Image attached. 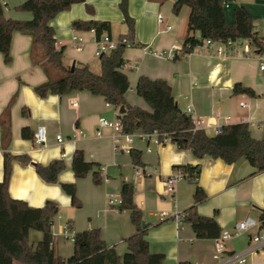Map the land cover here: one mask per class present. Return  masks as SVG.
I'll return each instance as SVG.
<instances>
[{"label": "crops", "instance_id": "1", "mask_svg": "<svg viewBox=\"0 0 264 264\" xmlns=\"http://www.w3.org/2000/svg\"><path fill=\"white\" fill-rule=\"evenodd\" d=\"M22 1L4 0V16L30 19V12L15 9ZM222 1L227 23L233 22V9L242 5L251 14L253 29L264 37V0ZM173 2L128 0V14L134 20L131 40L135 45L124 47L123 52L121 70L130 82L124 95L126 100L149 110L145 100L134 91L136 80L139 75L161 78L170 85L179 108L184 112L190 108L189 113L202 120L201 129L208 135L218 133L222 125L246 122L252 135L264 140V70L259 69L257 54L242 40L229 54L218 55L214 49L204 46L188 54L179 52L171 59L160 56L158 53H167L174 47L181 49L187 34L189 7L182 6L178 13H174ZM119 3L120 0H84L55 14L50 25L56 45L63 47L65 66L79 62L94 73L100 72L99 56L95 55V41L98 39L95 31L76 29L72 21H109V32L101 36L108 34L113 39H120L128 26ZM88 6L91 10L87 9ZM157 14L163 16V23L157 21ZM11 35L7 63L0 52V181L4 171L3 153L7 150L19 156L11 160L9 196L34 207L44 206L47 200L58 206L51 231L52 245L59 256L68 257L74 249L72 240L62 235L64 225L73 233L98 228L105 245L113 247L118 256L127 251L125 240L136 232L130 213L127 209L119 210L118 203L108 204L109 195L118 198L122 183L127 181L134 185V202L143 213L146 224L142 228L146 229L149 249L164 254L162 264L181 261L217 264L234 255L244 257L239 264H264V246L255 250L251 248L255 244L252 237L258 233L264 235L261 222L239 236L226 239L225 249L217 260L213 256L216 249L214 238H196L187 223L178 229L171 217L175 209L182 212L195 205L200 215L214 216L222 230L233 229L236 222L247 216L258 221L264 207V171H256L244 158L234 163L208 156L199 159L170 141L155 145L149 139L128 142L119 137L115 144L128 150H116L109 127L102 128L100 136L95 130L100 116L113 118L120 108L109 104L102 96L84 90L61 96L48 93L40 97L35 87L48 79L41 66L44 63L42 51L32 47L31 35L18 31ZM246 47L248 53H245ZM57 75L58 71H50L51 78ZM238 82L251 88L254 97L245 93L234 94L233 87ZM242 102L244 105L240 104ZM42 125L47 144L37 145L33 142V132ZM22 129L32 137H23ZM58 133L62 134L63 140L56 143ZM132 148L141 152V166L147 171L137 179L132 176L141 166L132 164L129 154ZM76 149L83 151L86 162L97 164L83 177H75L72 169ZM59 159L65 166L57 176V183L42 180L35 165L43 166ZM185 164L201 166L198 185L206 195L203 201L195 202V184L187 178L176 184L174 196L165 192L163 178L171 175L175 166ZM99 168L102 182L97 185L92 181V173ZM62 183L75 184L80 207L72 206ZM160 210L169 212V217L161 219ZM28 232L31 245L42 238V232L34 229ZM231 262L233 260L227 264ZM16 263L22 264L13 262Z\"/></svg>", "mask_w": 264, "mask_h": 264}, {"label": "trees", "instance_id": "2", "mask_svg": "<svg viewBox=\"0 0 264 264\" xmlns=\"http://www.w3.org/2000/svg\"><path fill=\"white\" fill-rule=\"evenodd\" d=\"M84 0H23L15 7L18 11H28L31 18L19 20L4 16V5L0 2V52L4 61L10 59V43L12 32L18 31L32 36V47L42 51L44 63L41 65L48 79L35 87V92L41 97L48 93L67 95L74 91L84 90L92 95H99L106 102L122 107L118 113L122 131L146 132L158 131L159 138L166 135L169 141L180 149L191 152L196 158H219L226 163H234L240 158L246 159L256 171H264V140L254 137L246 122L222 125L215 135H208L203 129L194 127L190 113L182 111L171 93L167 81L161 78L150 79L139 75L134 87L137 96L145 100L149 110L130 104L125 98V92L130 88L127 75L123 72V44H118L108 53L99 56L100 72L94 73L85 64L75 62L71 66L63 64L64 51L56 45L55 34L50 25L56 13L68 9L72 3ZM188 6L187 34L181 45V54H188L202 43L205 38L213 42L239 38L248 41V46L254 53L264 54V37L253 29V20L248 10L242 6L233 9V22L227 23L222 0H174L172 11L178 13L182 6ZM120 11L128 26L122 36L133 38L134 20L128 14V0H120ZM91 10L90 7H87ZM76 29H93L99 38L110 29L109 21L73 20ZM198 34V36L196 35ZM58 71L56 78H51L50 71ZM233 93H245L254 97L251 88L239 83L233 87ZM23 137H32L26 129L21 130ZM132 164L143 165L141 152L130 149ZM19 158L7 150L3 153V178L0 181V264H162L163 253H153L149 249L145 237L146 229L142 228L143 213L134 202V185L123 182L119 191V210H128L131 223L136 232L125 240L127 251L120 257L113 247L108 248L103 242L98 228L85 229L74 233L72 238L73 252L68 257L57 254L52 245L53 234L51 226L58 211L55 202L47 200L42 207L30 206L21 199L10 197L8 181L11 172V160ZM72 169L75 177L85 176L96 163L86 162L83 151L76 149L72 159ZM63 161L53 160L47 165H35L38 176L49 183H57V176L64 168ZM187 174V179L195 184L194 200L203 201L206 195L198 185L200 164L177 165ZM92 181L101 184L100 168L92 173ZM63 190L71 198L75 208L80 207L76 196L74 183H62ZM260 226L264 227V207L261 209ZM183 221L193 229L196 238L209 239L217 237L222 229L214 216H203L195 210V205L182 211ZM42 232V238L31 245L29 230ZM178 264H190L181 261Z\"/></svg>", "mask_w": 264, "mask_h": 264}, {"label": "built area", "instance_id": "3", "mask_svg": "<svg viewBox=\"0 0 264 264\" xmlns=\"http://www.w3.org/2000/svg\"><path fill=\"white\" fill-rule=\"evenodd\" d=\"M0 2L5 5L4 0H0ZM163 16L160 14H157V21L159 23H163ZM166 29L169 30L170 26L167 25ZM123 44V47H132L134 46V42L129 39L126 36H122V38L120 39H113L111 36H109L108 34H105L103 36H101L100 38L96 39L95 41V55L96 56H100L101 54H106L109 51H111L112 49H114L118 44ZM246 43L248 44V41H246ZM213 45H215V47H212ZM237 45H239L237 42H233L231 40H227V41H219V42H213L211 39L209 38H205L202 43L198 46H196L194 48V50H200L201 48H203L204 46L209 47L211 49H214L215 52L220 55V54H229L230 50L234 51L235 47H237ZM228 48V49H227ZM181 52L180 48H176L174 47V49H171V51L167 52V53H158L160 56H164L167 57L169 59L173 58L177 53ZM248 47H246L245 49V53H248ZM258 56V62H259V69L260 70H264V54L263 53H259L257 54ZM241 105H244V103H240ZM190 108L187 109V113H189ZM118 114V113H117ZM116 114V116H114L113 118H106L104 116H100L98 119V123H97V128L95 130L96 135L100 136L102 135L101 129L102 128H107L109 127L112 131V138L114 140V148L116 150H128L127 147H119L117 144H115L118 140L119 137H123L125 138L126 141L130 142L132 141L135 137L138 138H144V139H149V141H152L155 145H161L164 144L166 142L169 141V138L166 135H163L161 138H159V133L158 131H153L151 133H146V132H125L122 131L121 128V124L118 118V115ZM193 123H194V127L201 129V124H202V120L193 117ZM78 132L80 134H82V132L80 130H78ZM219 132V130H218ZM34 135H33V142L37 145H45L47 144V136L45 133V128L44 126H38L35 130H34ZM63 140V136L62 134L58 133L55 136V141L56 143H59ZM147 171L144 167H138L136 169V171L134 172L132 178L133 179H137V178H141L143 174H145ZM187 174L184 173L182 171V169L180 168H176L174 169V172L163 178V182L165 185V192L169 195V196H174V192H175V187L176 184L182 179V178H186ZM109 203H120V200H118V198L113 197L112 195H109L108 198V204ZM161 219H165L167 217H169V212L165 211V210H160L159 214ZM175 222L176 228H180V226L184 223L183 218H184V213L177 211L176 209L174 210V214L171 216ZM260 222V220H255L252 217H245L243 218L241 221L236 222L233 225V229H225L222 230L221 233L214 238V244H215V253H214V258L215 259H220V255L221 253L224 251L225 249V240L232 238V237H236L242 234V232L247 231L248 229L252 228V227H256V225H258V223ZM62 235L65 238H70L72 240L74 233L69 230L67 225H64L62 227ZM252 241L253 243H255L251 248L252 249H258L261 246H264V235H262L261 233H258V235H255L254 237H252ZM239 256L234 255L231 256L230 258L226 259L225 261H221L217 264H227L228 262L232 261L230 264H239L242 263V261H244V257L242 258H237Z\"/></svg>", "mask_w": 264, "mask_h": 264}, {"label": "water", "instance_id": "4", "mask_svg": "<svg viewBox=\"0 0 264 264\" xmlns=\"http://www.w3.org/2000/svg\"><path fill=\"white\" fill-rule=\"evenodd\" d=\"M237 43H238V44H241V43H242V39L239 38V39L237 40ZM71 67H72V66H71ZM122 112H123V108L120 107V109H119V113H122ZM145 224H146V223L143 221V222H142V226L145 225Z\"/></svg>", "mask_w": 264, "mask_h": 264}, {"label": "rangeland", "instance_id": "5", "mask_svg": "<svg viewBox=\"0 0 264 264\" xmlns=\"http://www.w3.org/2000/svg\"><path fill=\"white\" fill-rule=\"evenodd\" d=\"M134 139L138 140V139H140V138L135 137ZM118 200H120V197H118ZM16 264H19V263H16Z\"/></svg>", "mask_w": 264, "mask_h": 264}]
</instances>
